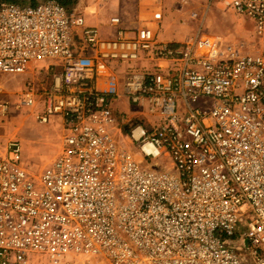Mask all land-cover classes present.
I'll use <instances>...</instances> for the list:
<instances>
[{"label": "built area", "instance_id": "2783aa9c", "mask_svg": "<svg viewBox=\"0 0 264 264\" xmlns=\"http://www.w3.org/2000/svg\"><path fill=\"white\" fill-rule=\"evenodd\" d=\"M210 3L264 41V0ZM109 25L58 0L0 2V264H264V50ZM52 62L48 84L37 71ZM27 73L11 105L2 78ZM121 98L146 120L118 143ZM13 108L61 117V149L40 171L2 141Z\"/></svg>", "mask_w": 264, "mask_h": 264}, {"label": "rangeland", "instance_id": "374dc122", "mask_svg": "<svg viewBox=\"0 0 264 264\" xmlns=\"http://www.w3.org/2000/svg\"><path fill=\"white\" fill-rule=\"evenodd\" d=\"M41 0H37L39 2ZM160 0H145L143 6L147 10H152L151 3H159ZM164 7L171 10L175 23L178 24L171 30L164 31L169 34L173 44L180 42H188L193 39L205 41H216L220 39H229L231 41L241 42L246 50L263 51L264 41L261 42L253 31V26L250 21L242 16L234 14L232 11L225 9L221 4L210 3V0H162ZM23 4H31L30 0H17ZM36 2V3H37ZM35 3V4H36ZM93 4V0H78L73 6L76 12L86 20L88 16L93 14V8H89ZM152 7H151V6ZM86 10V11H85ZM175 24V25H176ZM103 32L106 31L100 28ZM53 70L42 74H37L42 79H47L48 84L52 81V75L61 70L55 62H52ZM48 77V78H46ZM32 78L30 73L22 76L12 77L4 76L2 81L6 84V95L11 105H15L20 98L19 92L22 90L26 80ZM40 88L38 87V90ZM122 102L126 103V107L115 106L114 116L117 120L116 125L122 128V132L114 134V138L118 143H123L126 140V133L129 126L133 123L146 120L144 117L146 112L144 109L134 106L127 98H121ZM36 113L42 112V105L35 110ZM36 113L29 110H14L11 109L9 115L1 126V138L5 143L10 139L20 141L23 149V157L33 171H40L49 165L58 155L62 145V128L58 115L50 117L51 121L47 124H41L36 119ZM148 119V117H147ZM114 133V130L111 131ZM133 150L136 151L134 148ZM145 162L143 165H145ZM248 243L241 252L245 258L250 260ZM37 264H67L65 261L53 262L46 258L38 260Z\"/></svg>", "mask_w": 264, "mask_h": 264}, {"label": "crops", "instance_id": "0c3cea01", "mask_svg": "<svg viewBox=\"0 0 264 264\" xmlns=\"http://www.w3.org/2000/svg\"><path fill=\"white\" fill-rule=\"evenodd\" d=\"M145 0H93L86 10L93 8V14L88 16L87 22L90 25L103 28L110 35L114 33V28L109 25L110 18L120 16L122 26L126 28H136L141 26H149L156 32L157 40L171 41L169 34L164 31L175 28V18L171 12L164 7L163 1L159 3L152 2V10H147V5L143 6ZM154 1V0H153ZM82 2V0H81ZM147 7V8H146ZM149 9V8H148ZM85 10V11H86ZM176 24V25H175ZM118 107H126V103L118 100L114 104ZM127 109V107H126Z\"/></svg>", "mask_w": 264, "mask_h": 264}, {"label": "trees", "instance_id": "16d2710c", "mask_svg": "<svg viewBox=\"0 0 264 264\" xmlns=\"http://www.w3.org/2000/svg\"><path fill=\"white\" fill-rule=\"evenodd\" d=\"M17 0H0V2H11V3H20L22 2H16ZM31 4H35L37 0H30ZM61 4L65 5L67 8L72 9L73 6H75L78 2V0H58Z\"/></svg>", "mask_w": 264, "mask_h": 264}]
</instances>
